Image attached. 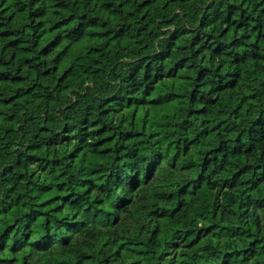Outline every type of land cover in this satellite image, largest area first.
<instances>
[{
    "label": "trees",
    "instance_id": "trees-1",
    "mask_svg": "<svg viewBox=\"0 0 264 264\" xmlns=\"http://www.w3.org/2000/svg\"><path fill=\"white\" fill-rule=\"evenodd\" d=\"M0 264H264V0H0Z\"/></svg>",
    "mask_w": 264,
    "mask_h": 264
}]
</instances>
